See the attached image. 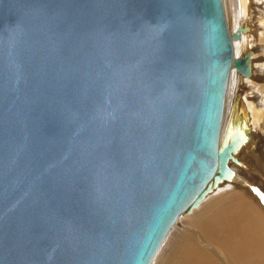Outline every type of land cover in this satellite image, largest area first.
Returning <instances> with one entry per match:
<instances>
[{
	"label": "water",
	"instance_id": "obj_1",
	"mask_svg": "<svg viewBox=\"0 0 264 264\" xmlns=\"http://www.w3.org/2000/svg\"><path fill=\"white\" fill-rule=\"evenodd\" d=\"M222 0H0V264H148L218 182Z\"/></svg>",
	"mask_w": 264,
	"mask_h": 264
},
{
	"label": "bare ground",
	"instance_id": "obj_2",
	"mask_svg": "<svg viewBox=\"0 0 264 264\" xmlns=\"http://www.w3.org/2000/svg\"><path fill=\"white\" fill-rule=\"evenodd\" d=\"M252 1L238 0L240 8L235 14L230 13L226 0L224 7L230 33L237 26L245 27L239 38H232L233 56L242 55L247 50L252 51L250 74H242L234 67L230 68L229 74L232 72L231 74L240 77L241 84L252 86L255 89L254 98H259L257 92L263 94L257 106L248 99L239 102V122L244 128H248V132L252 131L248 138L250 145L254 142L253 133L257 129L262 132L263 142L256 148L258 154L252 161L258 172L254 171L250 180L236 172L232 178L209 188L196 204L181 211L148 264H154L155 261V264H264V201L260 199V194L264 193V83H261L264 81V61L260 57L264 53H260L259 57L250 42L254 31L251 30L252 24L249 25ZM260 25L263 30L264 20H260ZM262 30H257L260 40L264 38ZM221 124L219 142L225 131V121ZM231 162L234 161L229 159L227 165L233 169ZM254 188L258 191H253Z\"/></svg>",
	"mask_w": 264,
	"mask_h": 264
},
{
	"label": "rangeland",
	"instance_id": "obj_3",
	"mask_svg": "<svg viewBox=\"0 0 264 264\" xmlns=\"http://www.w3.org/2000/svg\"><path fill=\"white\" fill-rule=\"evenodd\" d=\"M226 1H227V7L228 5L230 6L228 7L230 13L231 12H232L231 14L237 13L240 8V4L238 3V0H226ZM222 3H223L224 14H225L226 4H224V0H222ZM252 3L253 4H251L250 6L251 14H250V19H249L250 21L249 25L252 24L253 28L251 30L252 31L254 30L255 33L253 31L252 36L250 37V42H251L252 48L256 50L255 51L256 54L260 57L261 54L264 53V38L263 40H260L261 37L257 30H260L259 32H261L262 30L261 29L262 27L260 25V20H264V0H258V1L253 0ZM225 18H226V15H225ZM226 23H227V20H226ZM262 31H264V29ZM262 56L260 58H262V60L264 61V56L263 57ZM263 61L259 60L260 63H263ZM231 73L232 72H230L229 74L226 91H225L222 121H225V130L228 131L227 140H229V137H231V135H233L235 132H238L239 137L241 136L243 137L242 141L240 142L241 144H239L237 151L234 153L237 156V158L241 161V163L234 164V162H231L230 164L234 169L233 171H235L234 174L238 172L250 180L251 178H253L252 173L254 171L258 172L257 170H255V165H253L254 163H252V161H253V157L258 154V152H256L257 150L256 148H258V146L260 147L261 143L263 142L262 135H261L262 132L259 129H257L256 130L257 132L253 133L254 142H252V144L250 145L248 138L251 135L252 131L248 132V128L246 127L244 128L241 122H239L241 121L239 119V116H240L239 115L240 114V111H239L240 103L239 102H241L242 100L248 99V101L254 102L253 103L254 106H257V104L261 102L260 100L263 94L261 92H257L256 94L259 96V98L256 99V96L254 98L255 89L253 90L252 89L253 87L248 84H245V83L241 84L240 77H238L236 74H231ZM261 83H264V81ZM155 263H157V261H155Z\"/></svg>",
	"mask_w": 264,
	"mask_h": 264
},
{
	"label": "snow or ice",
	"instance_id": "obj_4",
	"mask_svg": "<svg viewBox=\"0 0 264 264\" xmlns=\"http://www.w3.org/2000/svg\"><path fill=\"white\" fill-rule=\"evenodd\" d=\"M253 191H258V190L254 188ZM260 199H261L262 201H264V193H261V194H260Z\"/></svg>",
	"mask_w": 264,
	"mask_h": 264
}]
</instances>
